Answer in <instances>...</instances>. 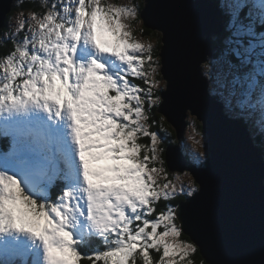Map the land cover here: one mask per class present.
<instances>
[{"label": "snow or ice", "instance_id": "6c2138e0", "mask_svg": "<svg viewBox=\"0 0 264 264\" xmlns=\"http://www.w3.org/2000/svg\"><path fill=\"white\" fill-rule=\"evenodd\" d=\"M41 7L2 38L12 48L0 51V264H194L173 201L198 185L168 179L167 130L150 115L158 61L126 23L138 7ZM220 9L227 35L201 71L227 113L259 125L264 146V0Z\"/></svg>", "mask_w": 264, "mask_h": 264}, {"label": "water", "instance_id": "95a60500", "mask_svg": "<svg viewBox=\"0 0 264 264\" xmlns=\"http://www.w3.org/2000/svg\"><path fill=\"white\" fill-rule=\"evenodd\" d=\"M11 1L0 0V27ZM144 1L141 17L161 32L163 43L160 72L166 85L159 111L177 131L190 111L209 148L204 169L175 157L179 145L165 152L170 171L182 172L178 163L189 162L199 186L178 207L183 234L196 243L206 264H264V162L244 124L211 97L201 73V64L227 35L220 6L213 0Z\"/></svg>", "mask_w": 264, "mask_h": 264}, {"label": "rangeland", "instance_id": "374dc122", "mask_svg": "<svg viewBox=\"0 0 264 264\" xmlns=\"http://www.w3.org/2000/svg\"><path fill=\"white\" fill-rule=\"evenodd\" d=\"M14 4L16 6V10L13 12V14L8 18V21H7V25H6V29H3V32H1L0 34V42L3 43V37H5L9 32H11L14 27H15V22L18 18V16H20L21 14L23 15H29L31 14L32 12H37V13H43L46 11V8L45 7H41V4L44 3V0H14ZM26 1H32V2H36L37 5H39L38 7V10L37 11H34V10H31V9H23V3H25ZM48 3H51L52 0H47ZM110 2L112 3H117V4H127V5H133L135 4L137 7H138V12H137V15L134 17V18H129L126 23H128L130 26H131V29H132V33H133V36L138 39L139 41H141L142 43L144 44H152L153 45V58L155 60L158 61V72H157V76L156 78L158 80H160V90L164 89L165 87V81L164 79L160 76V63H159V54H156V46H157V43H158V38H159V43L161 44V41H160V36L161 34L158 32V38L156 40V38H152L150 37L148 34H145L144 31H146L147 29L143 26V22H142V19L140 18L139 16V10H140V5L138 3L137 0H110ZM220 3L223 2V0H219ZM142 5V4H141ZM12 10V9H11ZM10 10V11H11ZM5 24V23H4ZM151 31V30H150ZM12 42V41H11ZM203 65V63L201 64V66ZM137 83H142V81H139V80H136ZM207 82H208V87H209V81L207 79ZM210 91V89H209ZM259 98V100H258ZM255 104H256V107H257V110L259 109V106H260V97L257 96L256 97V100H255ZM226 112V111H225ZM157 113V111H155V108L152 110L151 112V117H152V114H155ZM227 113V112H226ZM229 114V113H227ZM160 115V114H159ZM188 118H187V121H188V126L186 128V131H185V134H184V138L183 140L180 142V145H181V149L183 150V152H186L187 155H189L191 161L195 162V163H200V162H203L207 159L208 157V152L206 151L205 149V141H206V135L204 133H202V130H200L198 127H197V123H200L198 122L194 116L192 117L191 114H188ZM157 124L155 125H152V126H155V127H159L160 130H164L166 129L165 127H161L160 125H163L162 124V121H161V118H159V120H157ZM190 124H194L195 125V128L196 130L199 132V135L197 136L196 133L193 131V128L190 127ZM244 124V123H243ZM249 130V134L251 136V138L253 139V142H254V137H256L258 134L256 133V129L253 131L251 128H248ZM167 130V129H166ZM162 134V133H161ZM167 137H168V132H167ZM195 138V139H198L200 140V144H195L194 143V140L192 138ZM169 139V138H168ZM146 139L145 138H142L141 139V143H148L149 142V139L147 141H145ZM144 141V142H142ZM255 143V142H254ZM256 145V144H255ZM258 147V146H257ZM259 150V148H258ZM194 151H200V152H203L205 153V156L203 158L202 161H199V162H196L195 160L192 159L191 157V154L194 152ZM260 151V150H259ZM173 153V151H172ZM207 164V163H206ZM205 164V166H206ZM166 168V166H165ZM185 173H187V175H185ZM176 175H179V179L182 180L185 184H187L189 182V180H193V177H192V174L190 175L188 172H185V171H182V172H178V171H170L168 172V179H172L174 180L175 182V176ZM159 182L162 184L164 183V178L163 176H161L159 178ZM193 193V192H192ZM183 196H185L186 198L190 195H184V194H181ZM185 200V199H184ZM183 200V201H184ZM182 201V202H183ZM180 204V203H179ZM178 204V205H179ZM178 205H174L176 208L178 207ZM179 220V218H178ZM150 253L151 255L153 256L154 259H158L159 258V253L154 251V250H150ZM156 253V254H155ZM202 264V263H200Z\"/></svg>", "mask_w": 264, "mask_h": 264}, {"label": "trees", "instance_id": "16d2710c", "mask_svg": "<svg viewBox=\"0 0 264 264\" xmlns=\"http://www.w3.org/2000/svg\"><path fill=\"white\" fill-rule=\"evenodd\" d=\"M138 1V3H139V5H140V8L142 7L141 6V4L143 3V1L144 0H137ZM214 1H216L218 4H219V0H214ZM15 2V1H14ZM23 5V9H31V10H34V11H37L38 10V7H39V5H37V3L36 2H32V1H26L25 3H23L22 4ZM16 10V6H15V4H14V6H13V8H12V10L8 13V15L6 16V18H5V24H4V27L2 28V30H1V32H3V29H6V25H7V21H8V18L13 14V12ZM223 23L225 24V20H224V17H223ZM0 32V33H1ZM145 32V34H148L150 37H152V38H156V40H157V38H158V32L157 31H150V30H146V31H144ZM1 35V34H0ZM12 48V42H11V40H7V42L6 43H1L0 42V51H4V52H6V51H8V50H10ZM160 50V43H159V38H158V43H157V46H156V54H159V51ZM218 51V50H217ZM217 51L215 52V55H216V53H217ZM215 57V56H214ZM213 57V58H214ZM160 76H161V74H160ZM162 77V76H161ZM156 108L157 107H155V111H156ZM152 118H154L156 121L157 120H159V118H161V121H162V124L163 125H160L161 127H165L166 129H167V132H168V137H167V142L164 144V145H162L164 148H165V152H166V149H167V147H170V146H173L172 144L174 143H176L177 141H176V138H175V133H174V131H173V128L165 121V119H164V117L163 116H161V115H159L158 113H155V114H152ZM195 118V117H194ZM196 119V118H195ZM155 125V124H154ZM197 125V127L200 129V130H203L202 129V126H201V123H197L196 124ZM245 125V124H244ZM153 127V129H159V127L157 126V127H155V126H152ZM247 128V127H246ZM248 129V128H247ZM249 130V129H248ZM161 133L163 134V130H161ZM257 136L256 137H254V142H255V144H256V146H258L259 147V150H261V156H262V158H263V161H264V146H262V144H261V139H260V137H259V132H257ZM169 138V139H168ZM146 140L145 141H147L148 140V138H145ZM142 142H144V141H142ZM180 148H181V145H180ZM181 151L183 152V150L181 149ZM183 154L185 155V156H187V159H190V157H189V155H187V153L186 152H183ZM163 158H165V153H164V157ZM206 164V162L205 161H203V162H200V163H196V165L197 166H199V167H201V166H204ZM166 166V165H165ZM197 184V183H196ZM198 185V184H197ZM182 195H179L174 201H173V204L176 206V205H178L179 203H181L186 197L185 196H182ZM160 203V205H163V204H165L166 202L165 201H160L159 202ZM177 223L180 225V222L177 220ZM181 239H184V240H189L190 241V239H189V237L187 236V235H185V234H183L182 235V237H181ZM156 254V253H155ZM189 259H191L193 262H194V264H200V263H202V264H206V262H204V260L202 259V257H201V255H200V253H199V251H198V248H197V250H196V252L194 253V254H192L190 257H189Z\"/></svg>", "mask_w": 264, "mask_h": 264}, {"label": "bare ground", "instance_id": "6f19581e", "mask_svg": "<svg viewBox=\"0 0 264 264\" xmlns=\"http://www.w3.org/2000/svg\"><path fill=\"white\" fill-rule=\"evenodd\" d=\"M11 3H12V6H11V9L13 8V6H14V0H12L11 1ZM142 7L140 8V10H139V16H140V18L142 19V22H143V26L147 29V30H151V31H156V30H152L151 28H149V27H147L146 25H145V22H144V20H143V18L141 17V12H142V10H143V8L145 7V1H143V3H142V5H141ZM4 21H5V19H4ZM4 27V24L0 27V32H1V30H2V28ZM157 32H159L160 34H161V32L160 31H157ZM160 41H161V44H160V50L159 51H161V47L163 46V43H162V36H160ZM159 56H160V52H159ZM215 55H213V56H210V57H208V58H213ZM160 63V62H159ZM205 63V62H204ZM203 63V64H204ZM160 66H161V63H160ZM201 68H202V66H201ZM201 73H202V71H201ZM160 74H161V72H160ZM203 75V74H202ZM161 76H162V74H161ZM204 76V75H203ZM205 77V76H204ZM162 78H163V76H162ZM206 78V77H205ZM164 79V78H163ZM164 81H165V79H164ZM165 83H166V81H165ZM166 85V84H165ZM165 91V87H164V89L162 90H160V92H159V96H160V104H161V102H162V93ZM207 91L210 93V91H209V87L207 86ZM211 94V93H210ZM211 97H213V99H215L216 100V98L214 97V96H211ZM258 100H259V98H258ZM160 104L157 106V108H156V111H157V113L158 114H160L161 116H163L164 117V119H165V121L173 128V131H174V133H175V138H176V143L174 144H172L173 145V148L175 147V146H180V142L183 140V138H184V134H185V131H186V128H187V126H188V121H187V118H188V114H191L190 113V111H189V113L187 112L186 113V118H185V126L181 129V131H177V129L167 120V118L165 117V115H163L160 111H159V106H160ZM222 110H224V108L222 107ZM225 111V110H224ZM192 115V114H191ZM192 117H193V115H192ZM197 120V119H196ZM198 121V120H197ZM199 122V121H198ZM245 126V125H244ZM246 127V126H245ZM247 129V128H246ZM248 130V129H247ZM249 132V131H248ZM202 133H204L205 134V131H203L202 130ZM206 135V134H205ZM252 141H253V139H252ZM254 143V142H253ZM205 149H206V151L208 152V157H207V159L205 160V162L207 163L208 162V160H209V157H210V155H209V148H208V143H207V139H206V141H205ZM254 145H255V143H254ZM256 146V145H255ZM179 148V147H178ZM256 148L258 149L259 147H257L256 146ZM175 152H173V154L175 155V157H180V156H182L183 158H187V156H185L184 154H183V152L181 151V149L179 148V150H174ZM259 153H261V150L259 151ZM165 156H166V154H165ZM181 157V158H182ZM165 159V158H164ZM191 161V160H190ZM191 163H192V165H194L197 169H204L205 168V165L204 166H201V167H199V166H197L196 165V163L195 162H193V161H191ZM165 165H166V169L168 170V172H170V168H169V166L167 165V162H166V159H165ZM189 165H190V163L189 162H184L183 160H181L179 163H178V166H182L183 168V171H185V172H188L190 175H191V172H190V169L188 168L189 167ZM193 180H195V182H196V179L193 177ZM197 183V182H196ZM199 190V186H198V189L196 190V191H194L192 194H191V196L190 197H192L197 191ZM190 197H187V198H185V200L184 201H186L187 199H189ZM183 201V202H184ZM181 204V203H180ZM180 204L178 205V207L180 206ZM178 207H177V210H178ZM179 221V220H178ZM180 222V221H179ZM181 226V225H180Z\"/></svg>", "mask_w": 264, "mask_h": 264}, {"label": "clouds", "instance_id": "9594fccd", "mask_svg": "<svg viewBox=\"0 0 264 264\" xmlns=\"http://www.w3.org/2000/svg\"><path fill=\"white\" fill-rule=\"evenodd\" d=\"M216 52V51H215ZM215 55V54H214ZM159 57V62L161 61V58H160V56H158ZM206 80H207V78H206ZM207 84H208V82H207ZM210 94V93H209ZM211 96H213L212 94H210ZM217 100V99H216ZM261 155V154H260ZM262 157V156H261ZM187 160H189V159H187ZM262 160H263V158H262ZM190 161V160H189ZM264 162V161H263ZM192 177H193V175H192ZM198 189V188H197Z\"/></svg>", "mask_w": 264, "mask_h": 264}, {"label": "flooded vegetation", "instance_id": "af4514ba", "mask_svg": "<svg viewBox=\"0 0 264 264\" xmlns=\"http://www.w3.org/2000/svg\"><path fill=\"white\" fill-rule=\"evenodd\" d=\"M182 196H183V195H182ZM182 196H181V197H182Z\"/></svg>", "mask_w": 264, "mask_h": 264}]
</instances>
